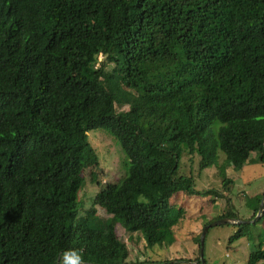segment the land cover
Returning <instances> with one entry per match:
<instances>
[{"label":"trees","instance_id":"trees-1","mask_svg":"<svg viewBox=\"0 0 264 264\" xmlns=\"http://www.w3.org/2000/svg\"><path fill=\"white\" fill-rule=\"evenodd\" d=\"M94 129L129 163L97 229L93 213L76 218ZM263 143L264 0H0V264H62L70 248L82 264H127L116 224L161 246L172 196H218L177 177L183 155L226 185L218 152L239 170L254 152L264 164Z\"/></svg>","mask_w":264,"mask_h":264},{"label":"rangeland","instance_id":"rangeland-1","mask_svg":"<svg viewBox=\"0 0 264 264\" xmlns=\"http://www.w3.org/2000/svg\"><path fill=\"white\" fill-rule=\"evenodd\" d=\"M102 64L106 73L112 70V63L99 56L97 66ZM127 108L117 106L118 111ZM87 139L97 165H89L82 173L85 182L77 194L76 218L85 220L89 213H93L90 225L97 229L110 217L105 211L104 196L128 175L129 163L107 130H90ZM218 156L219 166L224 167L225 175L232 184H222L216 166L200 171L198 156L185 154L181 158L177 177H191L196 191L214 190L218 196H196L185 192L172 196L166 228L168 235L161 246L148 247L139 233H131L119 224L115 225V237L128 249L127 264H197L198 261L201 264H246L250 252L257 251L259 246L264 249V217L259 221L256 217L250 220L257 199L261 201L264 197V164L259 162L260 154L251 153L239 170H234L222 153L218 152ZM93 175L97 179L95 182L91 181ZM227 211L239 221L255 220L249 227L251 239L231 240L237 232L238 223V220L231 219L229 224L213 226L206 231L200 258L204 228Z\"/></svg>","mask_w":264,"mask_h":264},{"label":"water","instance_id":"water-1","mask_svg":"<svg viewBox=\"0 0 264 264\" xmlns=\"http://www.w3.org/2000/svg\"><path fill=\"white\" fill-rule=\"evenodd\" d=\"M263 149H264V143H263ZM263 205H264V197H263L262 200L260 201L259 209H258V213H257L256 216H255V217H256V220L259 219L261 213L263 212ZM231 221H232L231 219H226V218L219 219V220H216L215 222L209 224L208 227L204 228V233H203V235H202V237H201V240H200V249H199V251H200V253H199V254H200V258H202V245H203V240H204V236H205L206 231H207L210 227L218 226V225H222V224H227V223L229 224V223H231ZM254 221H255V220H254ZM254 221H252V222L238 221L237 224H240V223L251 224V223H253ZM202 264H203V262H202Z\"/></svg>","mask_w":264,"mask_h":264},{"label":"clouds","instance_id":"clouds-1","mask_svg":"<svg viewBox=\"0 0 264 264\" xmlns=\"http://www.w3.org/2000/svg\"><path fill=\"white\" fill-rule=\"evenodd\" d=\"M62 264H82L81 254L78 249H65L60 254Z\"/></svg>","mask_w":264,"mask_h":264}]
</instances>
